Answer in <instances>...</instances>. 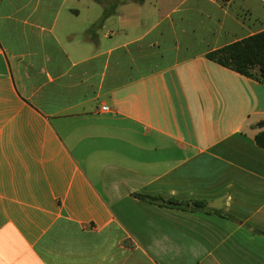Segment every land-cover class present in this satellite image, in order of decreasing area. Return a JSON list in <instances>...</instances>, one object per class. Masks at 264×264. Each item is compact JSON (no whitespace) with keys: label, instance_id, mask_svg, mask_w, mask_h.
Segmentation results:
<instances>
[{"label":"crops","instance_id":"0c3cea01","mask_svg":"<svg viewBox=\"0 0 264 264\" xmlns=\"http://www.w3.org/2000/svg\"><path fill=\"white\" fill-rule=\"evenodd\" d=\"M103 13L0 0V264H264V84L206 57L264 0Z\"/></svg>","mask_w":264,"mask_h":264},{"label":"trees","instance_id":"16d2710c","mask_svg":"<svg viewBox=\"0 0 264 264\" xmlns=\"http://www.w3.org/2000/svg\"><path fill=\"white\" fill-rule=\"evenodd\" d=\"M94 1L104 8L102 18L94 27L102 25L120 5L126 3V0ZM218 1L228 2L230 0ZM206 57L227 69L264 84V31L228 45L222 49L210 52ZM255 127L260 129V132L255 136V142L259 148L264 149V120L258 122ZM137 197L144 201L167 207L188 208L190 205L189 203L184 204L179 202L174 198L151 197L144 195H137ZM204 206L205 203L200 202H193L191 205L193 209L203 208Z\"/></svg>","mask_w":264,"mask_h":264},{"label":"built area","instance_id":"2783aa9c","mask_svg":"<svg viewBox=\"0 0 264 264\" xmlns=\"http://www.w3.org/2000/svg\"><path fill=\"white\" fill-rule=\"evenodd\" d=\"M102 111H104V112H108V111H109V108L104 107V108H102Z\"/></svg>","mask_w":264,"mask_h":264}]
</instances>
